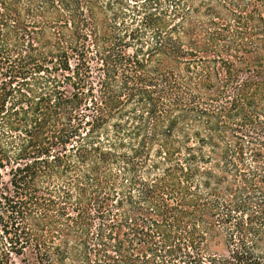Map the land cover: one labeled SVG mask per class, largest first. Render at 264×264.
Returning a JSON list of instances; mask_svg holds the SVG:
<instances>
[{
	"label": "trees",
	"instance_id": "obj_1",
	"mask_svg": "<svg viewBox=\"0 0 264 264\" xmlns=\"http://www.w3.org/2000/svg\"><path fill=\"white\" fill-rule=\"evenodd\" d=\"M0 264H264V0H0Z\"/></svg>",
	"mask_w": 264,
	"mask_h": 264
}]
</instances>
